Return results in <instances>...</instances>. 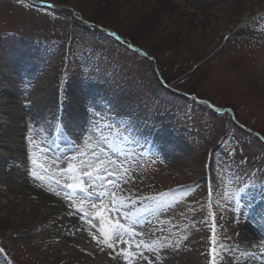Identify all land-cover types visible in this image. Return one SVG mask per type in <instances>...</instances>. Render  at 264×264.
I'll list each match as a JSON object with an SVG mask.
<instances>
[{
    "label": "rangeland",
    "instance_id": "1",
    "mask_svg": "<svg viewBox=\"0 0 264 264\" xmlns=\"http://www.w3.org/2000/svg\"><path fill=\"white\" fill-rule=\"evenodd\" d=\"M40 4L0 0V83L11 90L0 97L13 100L0 124V142L5 143L6 133L14 132L11 124L19 121L22 127L14 133L25 148L22 176L34 167L41 171L43 165L48 171L41 174L53 179L42 188L58 189L61 207L84 217L64 199L71 190L62 185L71 181L57 173L69 162L79 169L81 153L99 144L113 161L110 171L116 172L112 180L118 187L107 191H115L124 201L122 211L138 222L137 241L180 244L155 254L133 249L148 251L145 264H210L212 247L219 253L217 264L221 257L229 264L226 256L235 248L255 251L264 264V252L241 244L237 235L250 210L264 230V0H47L53 8ZM72 99L80 109L70 131L62 125L68 123L65 106ZM60 138L71 151L57 160L49 144ZM0 154L12 152L4 148ZM4 164L0 156L5 185L25 181ZM29 181L39 189L41 182L32 177ZM3 193L0 189V264L78 262L61 256L40 261L31 249L33 242L44 236L61 238L56 233L61 229L32 227L33 218L19 227V206L9 204L14 195ZM103 203L109 204L107 195ZM84 206L91 209L83 218L87 229L68 235L69 244L51 245L53 257L56 250L80 254L93 246L91 250L99 251L90 235H100L95 215L99 207ZM88 219L97 228H91ZM121 222L128 224L123 217ZM261 241L259 236L257 245ZM92 260L87 256L80 262Z\"/></svg>",
    "mask_w": 264,
    "mask_h": 264
},
{
    "label": "bare ground",
    "instance_id": "2",
    "mask_svg": "<svg viewBox=\"0 0 264 264\" xmlns=\"http://www.w3.org/2000/svg\"><path fill=\"white\" fill-rule=\"evenodd\" d=\"M4 84L0 83V96L1 94H7L11 93V90L5 86ZM88 94H91L90 90H87ZM6 99H1L0 97V124H4V120L6 119V115L9 114V110L7 109V106L13 103V100L9 98L8 96L5 97ZM75 101V98H74ZM73 99L69 101V104L65 106V118L66 121L71 122L72 119H75V114H79V107L77 106L76 103H74ZM74 104V105H73ZM23 110V109H22ZM52 110V109H50ZM18 113V111H17ZM24 113V112H21ZM20 114V112H19ZM26 114V113H25ZM81 115V114H80ZM16 120V118L14 119ZM74 121V120H73ZM12 131L16 132L17 130L22 127L19 121H15L14 123L11 124L10 126ZM3 130L1 132L3 134ZM11 132V134L7 135L5 137V143L0 142V150L1 149H8L10 152H12L11 155L9 156H4L1 155L5 159V168L6 166H12L13 169H16L18 173L14 174V177L16 178H25V181L21 184L18 183H13L12 187H9L3 183V181L0 179V189H4L5 195L6 193H11L14 195L13 199L10 200L9 204L10 206H19L17 211H16V223L20 227L24 220L25 221H30L31 218L32 220V227H37L40 224H44L45 226H48L49 228L53 225L58 227V232L54 229V232L56 231L57 235L61 236V238H50V237H42L41 239L35 240L33 242V247H31L32 251L36 255H40L38 259L40 261H51L59 258L60 256L63 257V259H67L70 261H74V259H77V263L73 264H82L80 262L81 258H86L87 256L92 257L93 260L91 262H86L85 264H128L125 263L124 261H121L120 259L118 261H114L111 259L107 251L105 250L104 252L101 251H94L91 250L93 246H89L88 249H83L80 250V254L74 253V252H65V251H60L56 250L54 255V251L50 249L51 245L61 242L63 244H69V239L67 238L68 235H73L76 232H81V230H86V223L83 221L82 217L76 216L70 211H65L64 208L61 206H64V203L61 199L60 196H56L54 194L55 191H58V189H53L50 187L42 188L39 187V189H35L31 182L29 181V178L31 177L29 175L30 171L26 172V176H22L19 170H24L25 169V157L23 152L25 151V148L23 145L20 144V140L15 138V133ZM14 133V134H13ZM156 136L159 137V134H156ZM167 139V136L165 140ZM69 144H67L63 139H57V141L51 142L49 144V150L50 154L52 157H54L57 160L60 159H65L68 157L69 151ZM71 148V147H70ZM130 161L133 162V160L130 158ZM4 174L0 173V177H2ZM59 187V186H58ZM51 189V191L49 190ZM85 205H88L87 202H85ZM77 206H79L77 204ZM84 207V211L87 212L91 210L88 207ZM76 209V208H75ZM84 214V212H80ZM77 217V221L75 222L72 219V216ZM51 217V218H48ZM130 219L125 220L128 222V224H132V226L138 231L139 224L138 222L135 221V219L132 216H129ZM249 219L237 229V235H238V240L241 244H246V245H251V246H256L258 237L260 236L261 238H264V230L261 229L260 226H257V218L254 216V211L250 210L248 214ZM21 230V229H20ZM19 233V231L17 230ZM22 232V231H21ZM20 232V233H21ZM61 232V233H60ZM78 234V233H77ZM43 236V234H42ZM127 239V237H125ZM85 240H91V239H85ZM121 248L124 247L122 244L119 246ZM66 251H69V249L65 248ZM65 252V253H64ZM229 256L227 255L226 258L229 260V264H261L259 258L257 257V253L255 251H249V250H242V249H232L229 250ZM148 251L143 252L144 257H148ZM150 257H153L156 259V257L149 255ZM68 261V262H70ZM132 264H138V263H133ZM139 264H145V259H142V261ZM148 264H152L148 262ZM153 264H156L154 262Z\"/></svg>",
    "mask_w": 264,
    "mask_h": 264
},
{
    "label": "snow or ice",
    "instance_id": "3",
    "mask_svg": "<svg viewBox=\"0 0 264 264\" xmlns=\"http://www.w3.org/2000/svg\"><path fill=\"white\" fill-rule=\"evenodd\" d=\"M47 0H41V3H46ZM54 7V5H50ZM112 35H116V33H112ZM229 111H231L229 109ZM62 127H66L71 131V123L68 122ZM91 137L88 138L90 140ZM31 144H35V141L30 140ZM87 144V140L85 141ZM89 152L81 153L79 157L80 168L77 169L76 165L69 162L67 169L60 168L58 169V173L60 176L66 177V179L71 182L65 183L62 185L63 188L70 189L71 192L64 193V199L69 200L71 202L70 206L76 208L78 212H84V204L87 202L93 210H96L99 207V211L95 212V215L99 217L100 226L98 231L100 233L99 236L96 235L95 232L90 231V235L92 239L95 241L97 248L99 251L104 252L107 250H112L108 252V255L114 260L118 261L121 257L128 264H132L133 259H147L143 256L142 252H137L133 249H148L150 252L154 254L158 252L159 249H164L169 246H174L176 248L180 247L179 243L168 240L167 243H162L154 240L152 243H145L143 240L137 241L136 237L138 233L136 229L132 226V224H126L121 222V217L130 219L128 213L123 212L122 209L124 207V201L117 197L115 191H107L108 188L118 187V185H114L112 177L116 175L115 171H110L113 167V161L109 160L105 156V150L99 144L95 146L88 145ZM84 157H88L85 159ZM73 160L77 159V157H73ZM33 164H36V161L33 160ZM41 171L47 172L48 169L43 165L40 166ZM41 171H37L34 167L30 170L29 175L36 182H41L38 186L43 187L44 181L53 179L52 176L43 175ZM126 171V170H125ZM79 172L78 175L75 173ZM71 174V175H69ZM100 180L101 183L97 184L94 181ZM56 183H60L59 180L55 181ZM51 191V189H49ZM54 194L56 196H60V191H55ZM107 195L109 199V204L106 205L103 203L104 197ZM79 199V206L76 204V199ZM100 201L99 206L92 201ZM129 203H135V201H129ZM239 203V201H237ZM105 213H116V216L107 217ZM70 215L72 213H69ZM89 214L84 212V217H87ZM82 217V218H84ZM88 224L91 228L95 229L97 226L93 224L92 219H88ZM215 225H213V236H212V244L216 245L217 240L215 237ZM127 237V239H125ZM185 237L184 239H186ZM121 244L126 245V247H119ZM260 248L261 252H264V241H261L260 244L256 245ZM220 248L223 249V245H220ZM4 250L0 248V253ZM212 257L210 260V264H217V257L219 253H217L216 247H212L211 249ZM156 259H160L157 255ZM221 264H223V258L221 257Z\"/></svg>",
    "mask_w": 264,
    "mask_h": 264
}]
</instances>
